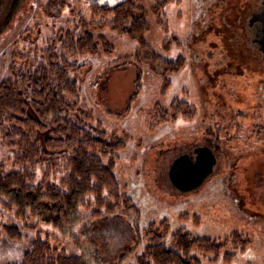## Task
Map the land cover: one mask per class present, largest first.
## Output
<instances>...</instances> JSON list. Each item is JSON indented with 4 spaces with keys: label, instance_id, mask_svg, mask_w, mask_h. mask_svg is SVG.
<instances>
[{
    "label": "rangeland",
    "instance_id": "1",
    "mask_svg": "<svg viewBox=\"0 0 264 264\" xmlns=\"http://www.w3.org/2000/svg\"><path fill=\"white\" fill-rule=\"evenodd\" d=\"M14 1L0 0V84L35 59L34 50L54 42L69 17V10H54L48 0H20L6 25ZM141 3L150 9L153 0ZM256 3L174 0L163 8L168 33L153 11L147 14L145 45L107 26L97 31L113 48L78 57L85 66L76 107L126 142L115 173L140 210L139 235L130 222L97 220L71 231L39 224L42 238L86 264H135L147 244L143 229L167 220L170 235L182 229L194 238L232 242V232L240 231L252 240L244 250L223 249L217 260L193 250L202 264H264V62L243 25ZM88 4L76 3L91 13ZM88 13L93 21L94 13ZM90 25L93 30L97 24ZM180 59L184 63L177 68ZM174 61L172 68L165 63ZM184 99L195 106V116L186 115L184 104L177 109ZM199 141L215 149V171L199 190L181 193L170 182V165ZM9 218L1 215L0 225ZM0 232V264L20 262L37 234L27 230L24 240L15 241ZM166 243L173 247L169 237ZM226 251L235 254L231 263L222 257Z\"/></svg>",
    "mask_w": 264,
    "mask_h": 264
},
{
    "label": "trees",
    "instance_id": "2",
    "mask_svg": "<svg viewBox=\"0 0 264 264\" xmlns=\"http://www.w3.org/2000/svg\"><path fill=\"white\" fill-rule=\"evenodd\" d=\"M19 1L12 2L6 25L17 11ZM79 1H47L49 6L53 3L54 10H69L58 37L43 49L34 50L31 54L35 59L25 63L14 78L0 84V217L10 216L8 223L3 222L0 228L15 241L24 240L27 230L35 228L37 233L23 259L7 264H86L81 257L61 252L42 238L39 224H53L71 231L82 230L87 223L97 220L105 223L121 220L130 222L139 235L140 210L124 192L115 173L117 153L126 142L76 107L81 91L80 73L85 66L78 57L112 51L108 38L97 32L106 26L145 45L147 14L151 11L168 33L163 8L174 0H153L150 9L141 0H121L113 5L86 0L91 9L87 13L89 16L94 13L93 21L77 8ZM90 24L97 25L92 30ZM75 57L77 61L71 60ZM165 63L171 64V68L177 64L176 61ZM182 63L184 60L180 59L177 68ZM167 81L171 84L169 78ZM183 104L187 107L186 115L190 118L196 115L195 106L187 99L178 103L177 109ZM3 152H8L6 158L2 157ZM217 162L215 149L199 141L173 160L170 182L181 193H193L212 177ZM169 229L167 220L143 229L147 244L135 264H202L192 254L193 250L217 260L223 249L233 246L240 251L252 243L240 231L232 232V242L230 237L220 242L194 238L182 229L170 235ZM168 237L173 247H168ZM127 252L125 249L120 254ZM234 256L226 251L222 257L231 263Z\"/></svg>",
    "mask_w": 264,
    "mask_h": 264
},
{
    "label": "flooded vegetation",
    "instance_id": "3",
    "mask_svg": "<svg viewBox=\"0 0 264 264\" xmlns=\"http://www.w3.org/2000/svg\"><path fill=\"white\" fill-rule=\"evenodd\" d=\"M211 2L212 1H210V3ZM263 9H264V0H257V3L250 9V11L248 10V13L245 15L246 17L245 24H243L246 29L247 42L249 43L252 49L257 50L256 52L258 53V58L262 62H264V60L262 58L263 57L262 52L260 51V45L257 40L260 38L263 23L261 21H258L254 16L259 14ZM226 28L227 27H224L225 31Z\"/></svg>",
    "mask_w": 264,
    "mask_h": 264
},
{
    "label": "water",
    "instance_id": "4",
    "mask_svg": "<svg viewBox=\"0 0 264 264\" xmlns=\"http://www.w3.org/2000/svg\"><path fill=\"white\" fill-rule=\"evenodd\" d=\"M258 21L263 23V27L261 30L260 38L257 40L260 45V51L262 52V56L264 59V9L257 15L254 16ZM254 19V18H253Z\"/></svg>",
    "mask_w": 264,
    "mask_h": 264
}]
</instances>
